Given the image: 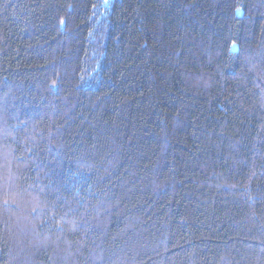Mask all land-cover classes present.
I'll use <instances>...</instances> for the list:
<instances>
[{
  "label": "trees",
  "instance_id": "1",
  "mask_svg": "<svg viewBox=\"0 0 264 264\" xmlns=\"http://www.w3.org/2000/svg\"><path fill=\"white\" fill-rule=\"evenodd\" d=\"M0 264H264V0H0Z\"/></svg>",
  "mask_w": 264,
  "mask_h": 264
},
{
  "label": "snow or ice",
  "instance_id": "2",
  "mask_svg": "<svg viewBox=\"0 0 264 264\" xmlns=\"http://www.w3.org/2000/svg\"><path fill=\"white\" fill-rule=\"evenodd\" d=\"M61 23H63V21H61ZM6 203H7V201H6Z\"/></svg>",
  "mask_w": 264,
  "mask_h": 264
}]
</instances>
